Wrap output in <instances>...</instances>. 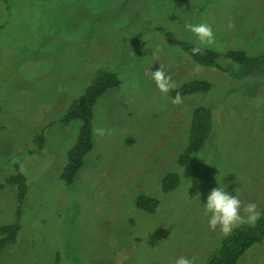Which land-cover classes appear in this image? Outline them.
<instances>
[{
	"label": "rangeland",
	"instance_id": "obj_1",
	"mask_svg": "<svg viewBox=\"0 0 264 264\" xmlns=\"http://www.w3.org/2000/svg\"><path fill=\"white\" fill-rule=\"evenodd\" d=\"M199 23L215 36L202 49L264 54V0H0V227L15 222L18 207L8 178L19 173L27 187L16 242L0 264H175L181 256L206 264L230 235L208 227L211 189L264 211V65L203 67L157 31L198 45L185 25ZM159 66L174 89L194 80L210 89L173 105L174 89L162 94L150 78ZM101 69L120 85L95 103L93 148L66 185L80 122L60 120ZM200 105L211 109V131L178 167ZM169 172L180 183L164 193ZM138 195L157 198L153 213L135 207ZM238 264H264V238Z\"/></svg>",
	"mask_w": 264,
	"mask_h": 264
},
{
	"label": "trees",
	"instance_id": "obj_2",
	"mask_svg": "<svg viewBox=\"0 0 264 264\" xmlns=\"http://www.w3.org/2000/svg\"><path fill=\"white\" fill-rule=\"evenodd\" d=\"M157 31L164 34L168 45L180 48L193 63L203 67L223 69L219 65L218 60L224 59L242 67L245 72L252 73L264 65V54L249 55L241 50H229L221 53L201 48V54L193 55L192 48L197 45L180 41L160 28ZM119 85L120 80L115 71L112 69H101L94 77L91 85L85 88L77 101L69 105L60 120L63 125H67L72 121L80 122L77 139L67 153L66 163L61 174V179L66 185H71L74 182L83 165L84 157L93 148L91 126L95 103L107 90L116 89ZM209 89V82L194 80L172 90L170 96L173 99L179 92L182 97H185L199 92H207ZM211 128V109L201 105L195 107L191 115L187 145L176 161L178 167H184L194 159V156L203 148ZM179 183V175L175 172H169L162 177L161 189L164 193H168L174 190ZM7 184L16 188L18 207L15 212V222L0 227V254L5 247L16 242V237L20 230V209L27 188L24 176L19 173L9 177ZM157 205V198L151 196L138 195L135 199V207L147 213H153ZM263 238L264 211L255 226L247 225L236 228L229 236L222 239L219 247L209 256L206 264H238L245 252L254 244L261 242Z\"/></svg>",
	"mask_w": 264,
	"mask_h": 264
},
{
	"label": "clouds",
	"instance_id": "obj_3",
	"mask_svg": "<svg viewBox=\"0 0 264 264\" xmlns=\"http://www.w3.org/2000/svg\"><path fill=\"white\" fill-rule=\"evenodd\" d=\"M232 28L231 23L228 24ZM187 31L191 32L197 39L198 45L192 48L193 55L201 54L199 45L211 46L215 43V36L212 27L207 23L187 24ZM150 78L155 83L157 89L162 94H167L170 90L176 87L175 82L170 75H167L162 66L155 71H150ZM183 98L179 92L171 100L173 105H180ZM98 136H103L105 130L97 128L94 130ZM205 215L209 216L208 227L211 230L219 227L220 232L227 236L231 232L241 226H255L260 219L261 213L258 210V205L254 202L242 204V201L237 195H233L225 191V187H215L210 190L207 195L206 202L203 205ZM243 212V215L241 214ZM195 258L189 259L179 257L175 264H194Z\"/></svg>",
	"mask_w": 264,
	"mask_h": 264
}]
</instances>
